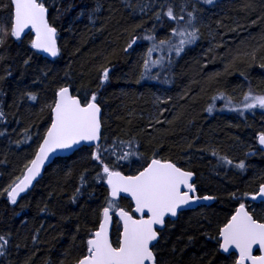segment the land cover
<instances>
[{"label":"trees","instance_id":"trees-1","mask_svg":"<svg viewBox=\"0 0 264 264\" xmlns=\"http://www.w3.org/2000/svg\"><path fill=\"white\" fill-rule=\"evenodd\" d=\"M196 1L44 0L49 21L58 29L60 55L50 60L32 49L33 33L20 41L9 37L0 47V235L9 239L0 264H75L86 251L89 233L98 228L109 190L106 180L94 179L102 174L91 159L94 147L56 158L16 204L4 191L35 156L51 124L46 105L62 85H71L74 94L97 93L105 147L117 145L119 154L127 150L121 141L138 142L143 157L156 152L193 171L199 194L216 197L212 205L185 211L169 224L160 239L159 257L166 264H233V257L220 253L210 237L218 235V227L239 202L264 216V203H250L242 196L264 182V151L257 139L264 132V110L241 114L220 97L230 96L239 104L249 88L264 95V0ZM169 4L177 13L187 5L185 16L195 4L200 38L141 79L151 41L137 39L131 48L127 45L134 36L168 38L175 22L163 15L161 5L166 11ZM10 13L9 0H0V24L9 23ZM104 68L109 79L101 87ZM209 105H214L212 111ZM157 117L163 123L155 124ZM102 158L111 167L116 155L105 153ZM240 161L243 170L235 167ZM143 162L133 157L117 167L134 174ZM120 206L130 208L127 199ZM120 231L121 223L115 220L114 244Z\"/></svg>","mask_w":264,"mask_h":264},{"label":"snow or ice","instance_id":"snow-or-ice-1","mask_svg":"<svg viewBox=\"0 0 264 264\" xmlns=\"http://www.w3.org/2000/svg\"><path fill=\"white\" fill-rule=\"evenodd\" d=\"M205 3L212 4L213 0H205ZM9 4L10 21L7 25L0 24V47L5 45L9 37L20 41L26 30H29L34 33V38L30 41L32 49L51 57L59 56L61 49L57 44V29L49 22V9L45 6L44 0H9ZM186 7L187 5L181 6L177 13L171 4L166 6V11L165 6L161 5L163 15L175 22V27L168 38L157 40L154 35L134 36L128 43L127 47L131 48L137 39L151 41V46L147 49L148 56L143 63L144 72L141 73V79L150 74L152 66L163 67L161 60L150 59L153 51L159 49L163 52L166 48L169 54L168 62L171 63L170 56L173 51L178 56L184 51L185 46L194 44L200 38V29L195 25L196 6L193 4L192 11H188L185 16ZM140 11L144 12L145 9L140 7ZM161 12L155 14V19L161 18ZM251 56L255 59L254 53ZM30 59L29 57L24 63L28 64ZM261 67H264V64ZM108 79L109 69L104 68L100 86L102 87ZM28 95L31 100H37L35 94ZM54 97L52 103L46 105L52 113L51 124L43 136L42 143L38 145L34 158L25 166V172L4 189L10 202L16 204L20 194L40 175L51 153L73 149L82 142H87L95 148L91 153V159L96 161L102 170V174L98 172L94 179L106 180L109 191L105 205L101 209L98 228L89 233L90 238L85 242L86 251L75 260V264H166L159 257L160 231L157 226L162 229L166 217H177L185 207L200 201L214 200L216 197L197 193L193 171L177 166V163L169 158L158 157L156 152H153L151 157H143L137 151L138 142L131 139L121 141L120 146L127 150L119 154H116L117 145H113L112 148L105 147L101 141L107 137H102L101 133V107L97 102L96 92L74 94L71 85H62L54 92ZM212 99L215 100L216 97ZM220 99L226 101V106L230 110L241 114L257 108L264 110V95L255 94L251 88L244 93L239 104L234 103L233 98L227 95L221 96ZM213 107L214 105H209L207 110L212 111ZM3 115L4 113L0 111V117ZM154 123L160 124L163 121L157 117ZM257 139L259 144L264 146V132L259 133ZM105 153L116 155L111 167L102 158ZM212 155L215 156L217 153L213 152ZM133 157L144 161L134 174L125 175L118 170L120 161H129ZM219 159L227 165L233 163L227 157ZM235 167L245 169L244 161H240ZM80 179L82 183L86 181L83 175ZM76 191L79 194L80 190ZM121 194H127L134 201V212L120 206ZM230 195L239 201L237 193L233 192ZM242 196L250 197L252 201L259 199L264 203V182L259 185L256 192H244ZM72 200L75 202V195ZM249 207L250 205L239 202L234 213L223 222L222 227H218V235L210 237L216 240L218 250H222V253L232 255L230 249L236 250L238 256L233 264H264V254H253L257 246L258 250L264 253V216L254 215V209L249 211ZM134 213L139 214L138 217ZM113 216L122 224L115 244L111 236ZM8 245L9 239L0 235V256L5 255Z\"/></svg>","mask_w":264,"mask_h":264},{"label":"water","instance_id":"water-1","mask_svg":"<svg viewBox=\"0 0 264 264\" xmlns=\"http://www.w3.org/2000/svg\"><path fill=\"white\" fill-rule=\"evenodd\" d=\"M46 6V5H45ZM50 22V21H49ZM55 27V26H54ZM57 29V28H56ZM29 33H31L29 30H26V33H25V35L21 38V39H23V38H25V36L27 35V34H29ZM33 36H34V33H33ZM57 44H58V47L60 48V46H59V38H58V29H57ZM38 51V50H37ZM39 52V51H38ZM41 55H43L44 57H46V58H48V59H50V60H55L57 57H51V56H49L48 54H46V53H43V52H39ZM98 102V101H97ZM99 103V102H98ZM100 107H101V105H100ZM103 119V109H102V107H101V120ZM50 127V126H49ZM101 133H102V136H103V122H102V129H101ZM102 142V141H101ZM42 143V142H41ZM260 145V144H259ZM83 146H89V147H92V146H90L87 142H82L81 143V145L80 146H78V147H76V148H73V149H67V150H57V151H55V152H53V153H51L50 154V156H49V159L45 162V164H44V166L42 167V169H41V173H40V175L32 182V184L29 186V188L25 191V192H23V193H21L20 194V196L17 198V200H19L20 198H22L26 193H28L30 190H32L34 187H35V185L38 183V181L44 176V173H45V171H46V169H47V167L48 166H50L53 162H54V160L56 159V158H58V157H68V156H70V155H72V154H74L77 150H79L81 147H83ZM260 147H261V149L264 151V146H261L260 145ZM178 166V165H177ZM120 171V170H119ZM125 174V173H124ZM125 175H130V174H125ZM193 180H194V182H195V180H196V174L194 175V177H193ZM107 184V183H106ZM108 187V186H107ZM197 193L199 194V192H198V189H197ZM200 195V194H199ZM203 196V195H202ZM209 196H212V195H209ZM120 198H128V199H130L131 201H132V199H131V197L130 196H128L127 194H121V197ZM119 198V199H120ZM249 199V201L250 202H253V203H262L259 199H257L256 201H252L251 200V198L249 197L248 198ZM215 200L216 199H214V200H210V201H200V202H198V203H194V204H192V205H190V206H187V207H185L182 211H184V210H188V209H194V208H197V207H199V206H209V205H212L214 202H215ZM132 203H133V205H134V201H132ZM250 211V210H249ZM133 212H134V208H133ZM135 214V213H134ZM137 217H138V215L139 214H135ZM178 215H179V213H178ZM167 218H170V219H172V220H175V219H177L178 218V216L177 217H166V219ZM115 220H118V218L116 217V216H113V222H112V225H111V236H112V232H113V228H114V223H115ZM158 227V230H162L161 228H159V226H157ZM121 230H122V224H121ZM256 250H258V246L256 247V248H254V251H253V254L255 253V251ZM221 252H222V250H221ZM230 253H235V254H237L238 255V253H236V250H234V249H230ZM225 254V253H224ZM261 254H264V253H261L260 252V254L259 255H261Z\"/></svg>","mask_w":264,"mask_h":264},{"label":"flooded vegetation","instance_id":"flooded-vegetation-1","mask_svg":"<svg viewBox=\"0 0 264 264\" xmlns=\"http://www.w3.org/2000/svg\"><path fill=\"white\" fill-rule=\"evenodd\" d=\"M249 198V197H248ZM122 199H127L128 200V202H129V204H130V208L129 209H125V210H129V211H133V208H134V205H133V203H132V201L130 200V199H128V198H120V201L122 200ZM248 201H249V199H248ZM250 202V201H249ZM250 203H253V202H250ZM257 204H259V203H257ZM247 205V204H246ZM189 210H192V209H188V210H184V211H181V212H179V215H178V218L177 219H175V220H172V219H170V218H167L166 219V223H165V227L162 229V230H159L160 231V239L162 238V235H163V232L167 229V227L169 226V224L170 223H172V222H175L176 220H178L179 219V217H180V215L183 213V212H185V211H189ZM250 210V209H249ZM234 213V212H233ZM232 213V214H233ZM220 253H222L221 252V250H220ZM224 256H227V257H229V256H232L233 257V259L235 260L236 258H237V254H235V253H232V255H229V254H224V253H222ZM260 254V251L259 250H256L255 251V253H254V255H259Z\"/></svg>","mask_w":264,"mask_h":264},{"label":"rangeland","instance_id":"rangeland-1","mask_svg":"<svg viewBox=\"0 0 264 264\" xmlns=\"http://www.w3.org/2000/svg\"><path fill=\"white\" fill-rule=\"evenodd\" d=\"M205 2V0H197L196 1V3H204ZM186 47V46H185ZM184 52V51H183ZM183 52H181V53H183ZM168 56H169V54H168V52H167V49L165 48V50L162 52V51H160L159 49L158 50H156V51H153V53L152 54H150V59L151 60H161L162 61V63L164 64V63H168ZM177 55H176V53L173 51L172 53H171V56H170V58H174V57H176ZM151 68H155V69H159L160 68V66L159 65H156V66H152Z\"/></svg>","mask_w":264,"mask_h":264},{"label":"bare ground","instance_id":"bare-ground-1","mask_svg":"<svg viewBox=\"0 0 264 264\" xmlns=\"http://www.w3.org/2000/svg\"><path fill=\"white\" fill-rule=\"evenodd\" d=\"M34 158V157H33ZM25 172V171H24Z\"/></svg>","mask_w":264,"mask_h":264}]
</instances>
